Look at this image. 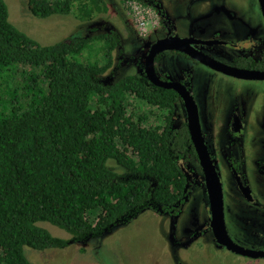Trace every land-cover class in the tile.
Returning <instances> with one entry per match:
<instances>
[{
	"label": "trees",
	"instance_id": "1",
	"mask_svg": "<svg viewBox=\"0 0 264 264\" xmlns=\"http://www.w3.org/2000/svg\"><path fill=\"white\" fill-rule=\"evenodd\" d=\"M105 0H29L33 15L92 21ZM115 32L50 45L19 29L0 0V264H32L25 247L69 244L39 225L99 237L146 210L177 214L188 197L187 125L172 89L144 73L114 83ZM114 162L124 172L112 166Z\"/></svg>",
	"mask_w": 264,
	"mask_h": 264
},
{
	"label": "rangeland",
	"instance_id": "2",
	"mask_svg": "<svg viewBox=\"0 0 264 264\" xmlns=\"http://www.w3.org/2000/svg\"><path fill=\"white\" fill-rule=\"evenodd\" d=\"M29 0H6L9 19L19 29L26 32L43 45H50L68 37H86L94 34L115 32L119 44L113 56L112 68L100 77L104 83H114L129 74L142 73L145 59L152 42L163 38V26L151 29L147 34H140L126 1L105 0L107 12L98 15L92 21H82L74 15L56 14L38 17L28 8ZM164 8L176 10L179 23L184 32L197 25H204L202 20H193L185 10L191 0H158ZM238 7L250 10L260 18L258 0H232ZM147 4V3H146ZM204 8L212 14V7ZM257 11V12H256ZM211 23V20L209 21ZM231 65L230 60L221 59ZM155 69L161 76V70L175 76L181 69L189 71L192 80L190 90L199 109V116L204 135L214 140L216 154L225 156L228 150L224 145L229 139L227 125L233 111H248V119L253 117L252 109L260 115L264 82L236 78L210 69L202 63L192 60L172 50H163L155 60ZM164 71V72H165ZM164 77V76H163ZM245 105V108H243ZM254 106V107H253ZM180 120H185L182 109L178 111ZM249 126L242 137L247 156L263 154V144L256 139L261 133V125ZM196 164L195 159H188V164ZM118 171L124 170L111 163ZM257 173V172H256ZM259 176V174L257 173ZM225 189L232 188L231 175L225 171L222 175ZM207 194L198 182L193 183L187 201L177 215L146 210L127 224H121L99 237L88 236L79 239L65 229L47 221L39 225L47 228L53 235L69 240L62 248L51 247L38 250L25 247V254L32 264H264V258L232 256L217 251L212 236L200 238L190 233L203 228L207 221ZM190 241V242H189ZM189 242V243H188Z\"/></svg>",
	"mask_w": 264,
	"mask_h": 264
},
{
	"label": "flooded vegetation",
	"instance_id": "3",
	"mask_svg": "<svg viewBox=\"0 0 264 264\" xmlns=\"http://www.w3.org/2000/svg\"><path fill=\"white\" fill-rule=\"evenodd\" d=\"M140 1L154 7L159 14L160 18L158 26H163V30L165 32V36L163 38L171 36L189 38L193 40L191 44L195 50H198L221 63H224L221 60L223 58L230 60L232 62L230 66L233 67L264 71V14L260 0H258L260 18H258L256 14L250 10L241 9L236 3L232 2V0H191L188 5L185 4L186 13L193 20H202L205 24L197 25L196 27L193 26L188 32L183 31L182 25L179 23V18L181 19V16L177 17L175 9L167 7L164 8L163 4H161L162 2L160 3L158 0ZM206 4L211 5L213 11L212 14L208 9L204 8L207 6ZM210 20L211 23H209ZM163 38H158L157 40L155 39V41L152 42V45ZM170 50L189 58L194 62V64L202 63L185 52L174 49ZM161 53L162 51L156 55L155 60ZM208 67L213 69L210 66ZM164 71L165 70H161L164 77H160L157 73L161 79L183 84L195 101L190 90L192 77L189 71L181 69L175 76H171ZM142 73H144V70ZM248 80L264 82V79ZM261 95L263 102L262 106H259L260 110H258L260 115L255 111L257 106L256 109H252L251 114L253 117H250V119H248L247 110L242 112L235 110L232 112L227 125L230 137L224 145V148L228 150L227 155L218 156V154H216V144L214 140L206 137L202 129L208 152L222 184L224 219L228 236L233 243L255 252H264V153L257 156H247L244 151L245 147L242 137L245 135V131L249 126H254V124L257 123V114L262 129L261 133L255 137L256 139L261 140V143L263 144L262 151L264 152V93ZM179 96L180 99L176 103V112L174 116V129L183 128L185 125L188 127V111L186 102L180 94ZM243 108H245V105ZM180 109H182L185 120L182 124L178 125V121L180 120V114L178 111ZM192 145L194 147L195 155H189V158L183 161V168L188 181L187 187L190 192L191 185L198 182L205 188L208 198L207 213L209 216L202 229L194 232L193 228L190 229V234L193 236L190 241L197 236H200V238L212 236L217 251L223 252V255L228 253L232 254V256L255 258L237 253L228 248L227 245L219 242L217 239L212 227L213 216L210 208L206 172L199 159V155L193 141ZM191 158L195 159L197 163L187 165L188 159ZM225 171H228L231 175L233 182L232 188H228L227 186L225 189V182L222 180V175ZM166 213L171 214L168 212ZM259 258H264V256L260 255L255 259Z\"/></svg>",
	"mask_w": 264,
	"mask_h": 264
},
{
	"label": "water",
	"instance_id": "4",
	"mask_svg": "<svg viewBox=\"0 0 264 264\" xmlns=\"http://www.w3.org/2000/svg\"><path fill=\"white\" fill-rule=\"evenodd\" d=\"M260 4L264 14V0H260ZM192 42V39L178 36H171L158 40L151 46L150 51L146 56L144 73L149 81L154 83L156 86L163 88H172L176 90L186 102L190 135L207 176L210 208L213 216L212 227L217 239L219 240V242L227 245L228 248L237 253L255 258L259 257L260 255L264 256V252H255L253 250L246 249L233 243L229 238L224 219L222 184L219 175L215 170L213 161L210 157L205 139L203 137L197 105L190 95L189 91L183 84L178 82L165 81L158 76L155 69V57L159 52L163 50H179L187 53L191 57L199 60L203 64L208 65L217 71L243 79H264V71L242 69L221 63L209 57L208 55L195 50V48L191 44Z\"/></svg>",
	"mask_w": 264,
	"mask_h": 264
},
{
	"label": "built area",
	"instance_id": "5",
	"mask_svg": "<svg viewBox=\"0 0 264 264\" xmlns=\"http://www.w3.org/2000/svg\"><path fill=\"white\" fill-rule=\"evenodd\" d=\"M126 7L140 34H147L151 29L158 26L160 17L154 7L140 0H127Z\"/></svg>",
	"mask_w": 264,
	"mask_h": 264
}]
</instances>
